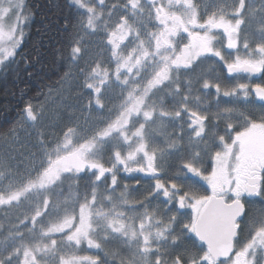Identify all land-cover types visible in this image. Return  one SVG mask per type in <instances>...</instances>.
<instances>
[{"label":"snow or ice","instance_id":"snow-or-ice-1","mask_svg":"<svg viewBox=\"0 0 264 264\" xmlns=\"http://www.w3.org/2000/svg\"><path fill=\"white\" fill-rule=\"evenodd\" d=\"M66 6L25 51L42 6L0 0V79L37 76L54 32L83 98L0 159V264H264V0ZM42 115L25 101L20 126Z\"/></svg>","mask_w":264,"mask_h":264},{"label":"trees","instance_id":"trees-1","mask_svg":"<svg viewBox=\"0 0 264 264\" xmlns=\"http://www.w3.org/2000/svg\"><path fill=\"white\" fill-rule=\"evenodd\" d=\"M27 3L33 6L40 5L37 9L38 15L36 24L32 26L31 36L26 37L25 51L29 50L31 44L36 42L38 37L36 35V28L42 19L43 14L48 13L49 6L56 4L63 9L65 16L69 15V9L66 6L67 0H27ZM55 11V9H53ZM49 37L51 38L49 40ZM44 43L47 46V55L44 57L43 70L29 81L19 83L13 86L11 81H4L0 79V137L5 136L21 119L19 117L20 105L27 101L32 104L41 102L50 89L58 87L61 82V77L64 71L60 65L52 63L53 50L59 48L63 43V36L56 35L54 32H49L48 37L44 38ZM258 82V81H257ZM27 88V94L21 99L18 95L19 88ZM15 91L17 96L13 97L9 93ZM259 102L257 103V106Z\"/></svg>","mask_w":264,"mask_h":264},{"label":"rangeland","instance_id":"rangeland-1","mask_svg":"<svg viewBox=\"0 0 264 264\" xmlns=\"http://www.w3.org/2000/svg\"><path fill=\"white\" fill-rule=\"evenodd\" d=\"M257 81L259 78H256ZM259 101L256 102V104ZM83 98L77 95V85L73 78H66L58 87L50 89L45 98L36 104L37 108H43V115L36 124H26L20 126V120L11 130L15 129L11 135L10 131L0 137V159L5 155L16 157L17 160L26 155L29 150H35L37 138L41 132L45 138H51L53 133H58L60 129L71 119L81 118V105ZM4 213L0 211V219ZM89 252L82 253L84 255L91 254Z\"/></svg>","mask_w":264,"mask_h":264}]
</instances>
